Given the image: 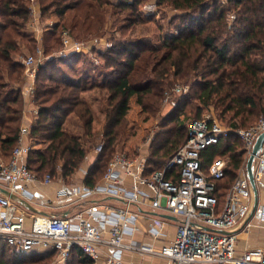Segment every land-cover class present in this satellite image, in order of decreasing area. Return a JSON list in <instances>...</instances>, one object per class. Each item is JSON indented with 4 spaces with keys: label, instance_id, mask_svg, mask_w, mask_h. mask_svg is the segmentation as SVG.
Wrapping results in <instances>:
<instances>
[{
    "label": "trees",
    "instance_id": "trees-1",
    "mask_svg": "<svg viewBox=\"0 0 264 264\" xmlns=\"http://www.w3.org/2000/svg\"><path fill=\"white\" fill-rule=\"evenodd\" d=\"M145 0H0V156L9 157L19 136L23 116L21 82L23 64L18 59L22 47L37 44L27 28L31 9L36 4L42 24L43 58L36 66L33 105L37 109L29 136L47 142L44 149L31 144L26 164L37 176L45 173L62 177L76 171L87 149L79 138L62 125L75 113L83 126L86 141L101 145L83 182L92 185L101 177L108 148L128 110V99L136 95L142 109H159L168 79L192 76L189 91L176 98L160 121L146 155V171L162 167L186 140V120L202 117L214 102L222 112L232 111L227 125L237 127L236 117L244 119L256 108L264 116V0H150L151 7H168L176 13L166 22L168 29L150 36L129 38L137 23L155 19ZM121 14L115 33L104 37L103 6ZM143 7V8H142ZM160 28V25H159ZM68 29L84 41L80 51H65L61 33ZM175 30V31H174ZM93 35V37L91 36ZM95 35V36H94ZM91 39V40H90ZM102 39L104 47L92 40ZM90 40V41H88ZM88 41V42H87ZM88 53L100 60L94 64ZM105 82L117 88L115 98L104 108L101 135L92 130L93 116L81 91L101 87ZM256 87L257 92H253ZM154 109V107H153ZM246 114V115H244ZM187 121V122H188ZM217 157L225 159L223 176L216 181L214 194L220 204L224 194L245 166L241 141L233 132L221 136L200 151L203 167ZM228 157V159L226 158ZM81 256V257H80ZM0 264H49L38 252L21 253L0 242ZM71 264H90L78 255Z\"/></svg>",
    "mask_w": 264,
    "mask_h": 264
},
{
    "label": "built area",
    "instance_id": "built-area-1",
    "mask_svg": "<svg viewBox=\"0 0 264 264\" xmlns=\"http://www.w3.org/2000/svg\"><path fill=\"white\" fill-rule=\"evenodd\" d=\"M61 43L65 51L84 47L67 30L61 33ZM37 53L39 62L43 50L38 48ZM23 64L25 73L35 76V58L28 55ZM187 91V85L176 86L165 92L164 100ZM32 113L37 114L34 106ZM262 131L264 118L246 128L225 127L209 114L192 119L186 140L162 167L146 171V155L139 150L132 155L113 152L96 183H71L55 190L54 202L71 206L67 213H34L28 223L25 207L0 191V242L21 253H29L35 246L47 247L54 253L53 264H71L79 254L90 264H98L101 257L104 264H127L129 252L162 257L172 264H264L263 246L239 250L236 245L235 230L243 224L253 202L245 166L240 167L219 204L214 190L223 176L225 159L217 157L205 168L200 158L202 149L229 132L239 137L247 158ZM29 133L30 124H22L9 157L0 159V186L27 201L35 197L29 184H47L52 179L49 173L37 176L23 160L31 148L30 143H23V136ZM100 149L98 145L96 150ZM263 176L264 146L253 169L255 181ZM96 195L99 198L90 202ZM142 207L155 211L148 215L144 231L152 240L165 236L167 219H176L169 242L155 246L135 237L137 222L147 216ZM260 214L264 219V207Z\"/></svg>",
    "mask_w": 264,
    "mask_h": 264
},
{
    "label": "crops",
    "instance_id": "crops-1",
    "mask_svg": "<svg viewBox=\"0 0 264 264\" xmlns=\"http://www.w3.org/2000/svg\"><path fill=\"white\" fill-rule=\"evenodd\" d=\"M34 8H36V6H34ZM32 32L37 42H41L42 31L40 32L39 29L35 31L34 29ZM97 42H99L97 43V45H99L102 48L104 47V43L102 39L98 40ZM34 77L35 76L32 77L30 75H27L25 72L23 74V84L21 86V94L23 98L22 124L29 125L35 119V116L32 113L33 104L31 102V100L33 99V96H32V93L30 92V89L34 82ZM116 91H117V88L114 84L110 82H105L101 87L89 88V89L81 91L80 93L81 98L87 102L92 112V116H93L92 130L96 134V136L101 135L102 127H103L104 120H105L104 108L109 107L112 104L113 99L115 98V95H116ZM129 99H136V95L135 94L131 95ZM125 116H123L121 125L117 129V132L113 138V141L108 148L106 159L108 155L110 154L109 152L118 145L117 142L118 140H120L119 134L120 135L122 134L121 130L123 129L122 125L124 123ZM62 127L67 133L77 136L82 143L81 137L83 135V126H82L81 120L75 113L73 112L69 113V115L66 117L65 121L63 122ZM23 143H32L33 147L36 149H44L47 145L46 141L45 142L35 141L29 135L23 136ZM87 143L89 142L87 141ZM121 144H122V147L125 148L126 151H128V149L126 148L129 147V134L124 135V137L122 138ZM83 147L88 148L85 146ZM89 150L90 149L88 148L87 153H86L87 163L89 164L85 165L83 169L81 168V171L77 172V174L74 175L73 178H70L69 176L64 178L60 175V173H58L57 177L55 178V176L53 175L51 181L47 184H44L41 182H35L32 184H29L28 189L30 191H33V193L35 194V197L31 201H27L26 199H23L22 197H19L18 195L13 194L12 198H14V200L19 202L20 204H22L27 211V217H26L27 223L30 221L31 214H34V213L64 214V213H67V211L71 209V206L69 205L54 202V199H53L54 193L58 187L67 186L71 183H84L83 182L84 177L89 167L94 162L97 152H98L95 149L96 150L95 154L92 152L88 156ZM141 153H142L141 150H139V154ZM127 154L132 155L134 153L133 152L129 153L128 151ZM142 154H144V151ZM26 158H27V155L24 157L23 160L26 161ZM0 159H3V157L0 156ZM254 167H255V160L253 162V169ZM99 180L100 178L97 181ZM255 187H256L257 206L255 210L253 211L251 208V211L246 216V219L244 220L243 224L237 227V229L235 230L236 245L239 250L250 249L258 245L264 247V219L261 217V214H260L261 208L264 207V176L260 180L255 181ZM251 191H252V188H251ZM98 198L99 196L96 195L94 196V198L92 197L90 202ZM252 199H253V202H252V206H253V203H254L253 191H252ZM105 200H107L108 202H115L114 199L112 198L110 199L105 198ZM115 203H118V202H115ZM119 203H122V202H119ZM142 211H145V214L147 216L139 219V221L137 222L136 232L134 233L135 237L140 239L143 243L153 244L155 246L169 242L174 236V231L176 227V219H167L165 226H164L165 233H166L165 236L161 237L158 240H152V238L149 237L148 234H146L144 231H145V227L148 221V218H147L148 215L154 214L155 211H152L144 207H142ZM43 248H46V249L44 251H41V253L46 252V251H49V252L51 251L47 247H43ZM32 251L38 252V248H33ZM76 257L77 256H75L74 259ZM125 257H126L127 264H129V260L131 261V263L133 262V264H172L169 260L165 258L151 256L149 254H144V253H139V252L126 253ZM74 259H72L73 260L72 262H74ZM98 264H104L103 257L99 258Z\"/></svg>",
    "mask_w": 264,
    "mask_h": 264
},
{
    "label": "rangeland",
    "instance_id": "rangeland-1",
    "mask_svg": "<svg viewBox=\"0 0 264 264\" xmlns=\"http://www.w3.org/2000/svg\"><path fill=\"white\" fill-rule=\"evenodd\" d=\"M145 6L144 10L148 11V8H151L154 13L156 14V18L155 19H151L149 21H145V22H141V23H137L133 28L129 29L128 37L129 38H136V37H141V36H150V38L153 41H157L158 38V34L166 31L168 29V26L166 24L167 20L174 15L175 10L174 9H170L168 7H160V9L158 8H153L150 5V0H145ZM34 6L36 4H33ZM34 6L31 9V14H30V18L28 20L27 23V28L30 30H34L37 31V29L42 30L43 26L41 27V25L39 23L38 20V13H37V8H34ZM37 6V5H36ZM142 7V8H143ZM114 9L112 8V6L110 4L108 5H104L103 6V13H102V31L101 34H98L97 36H101L102 34H104V37L106 36H110V33H115V35L117 37H121L120 32L117 30V28L120 25L119 19L121 14L119 13H113ZM160 25V28H159ZM37 28V29H36ZM68 31V34L70 35V37L72 39L81 41L83 39H78L76 37H74L72 35V33L66 29ZM175 31V30H174ZM91 36V35H90ZM95 36V35H94ZM93 37V35L91 36ZM91 40V39H90ZM88 40V41H90ZM98 40V39H96ZM96 40H92L90 43L96 42ZM87 41V42H88ZM84 42V41H82ZM86 43V42H85ZM84 43V44H85ZM42 49L43 50V45L41 44V42H37V44L35 45V47L31 50H28L24 47H22L23 51H21L18 54V59L19 61H21V63L23 64V59L28 56V55H32L35 60L36 63L38 64L39 62L37 61V57L39 56V54L37 53V50ZM90 60H93L94 64H98L100 63L97 58L93 57L91 53L87 54ZM37 64H35V69ZM25 72V65L23 64V69H22V73L24 74ZM168 79H171L172 82L169 83L168 85L166 84L163 88L162 91V95H161V99L159 102V109L156 110L155 107L157 106V102L154 101V99L150 100V102H153L152 107H148V108H144L142 109L141 106L137 103L136 99H129L128 101V110L126 112V116L124 117V123L122 125L123 129L121 130V135L120 136V140H118L117 142V146L112 149L109 153H113V152H127L129 151V153H137L138 150H141V152L147 155L148 153V148L149 145L151 143V140L153 138L154 132L156 130H158V121H160V117H162L167 111H169L172 107V102H174V100L176 98H178V95L175 94H171V96L169 97L170 100L166 101L164 100L165 97V92L166 91H170V89L176 87V86H188V90H189V86H190V81H192V76H187L186 78L183 79H173V76L170 75ZM21 86L23 84V80L20 83ZM33 87L34 84L32 85V93H33ZM253 92H257L256 87L253 89ZM33 95V94H32ZM32 104H33V99L31 100ZM34 106V105H33ZM154 107V109H153ZM222 107L219 105H216L214 102H212V104L210 106H208L205 110L204 113L202 114V116H204L205 114H209L213 119L217 120L220 124H222L225 127H229L227 125L228 118L231 116L232 111H228V112H222L221 111ZM246 115V114H244ZM241 117H236V122L239 124L237 127L235 128H246L252 124H254L255 122H257L260 118H264L263 114L261 112H259L258 108H256L251 114H249L245 119H244V123L242 122V118ZM186 120V126L188 129L189 123L190 121ZM121 125V124H120ZM231 127V126H230ZM233 128V127H231ZM129 134V147L126 148L128 149V151L125 150V148L122 147V138L124 137V135ZM82 140V145L85 147H88L89 150V154L88 156L93 152L95 154V149L98 145L96 143V140H92L91 142L87 143L86 139L83 137H81ZM86 148V149H88ZM93 149V150H92ZM109 154V155H110ZM244 154V153H243ZM226 158V157H225ZM228 159V157L226 158ZM244 159H246V155L244 154ZM106 160V159H105ZM89 163H87V154L86 156L82 159V161L80 162L78 168L76 169V171L74 173H72L69 177L73 178L74 175L77 174V172L81 171V168L83 169V167L85 165H87ZM80 169V170H79ZM57 174H54L55 178L57 177ZM53 176V175H52ZM72 181V180H70ZM34 248H38V253L41 256H44L48 261L49 264H53V259H54V253L53 251H46L41 253V251H44L46 248L43 247H37L35 246ZM129 264H133V262L131 263V261L129 260Z\"/></svg>",
    "mask_w": 264,
    "mask_h": 264
},
{
    "label": "water",
    "instance_id": "water-1",
    "mask_svg": "<svg viewBox=\"0 0 264 264\" xmlns=\"http://www.w3.org/2000/svg\"><path fill=\"white\" fill-rule=\"evenodd\" d=\"M264 146V131H262L261 133L258 134V136L256 137L254 144L252 146V149L249 153V155L247 156L246 160H245V170H246V174L248 177V180L250 182L252 191H253V195H254V203L252 206V211L255 210L256 206H257V199H256V187H255V180L253 177V162L255 160V157L258 155V153L262 150ZM0 191L10 195L11 197H13V194L9 193L5 188L0 186ZM163 216H168L166 214H162Z\"/></svg>",
    "mask_w": 264,
    "mask_h": 264
}]
</instances>
